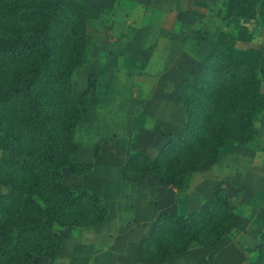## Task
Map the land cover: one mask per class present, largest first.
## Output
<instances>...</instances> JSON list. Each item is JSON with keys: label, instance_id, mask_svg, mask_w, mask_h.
Here are the masks:
<instances>
[{"label": "trees", "instance_id": "16d2710c", "mask_svg": "<svg viewBox=\"0 0 264 264\" xmlns=\"http://www.w3.org/2000/svg\"><path fill=\"white\" fill-rule=\"evenodd\" d=\"M219 18L253 20L264 28V0H224ZM110 8L85 0H0V264H33L53 259L61 244L57 226L88 227L107 214L103 199L63 182V170L83 175L89 162L74 159L73 139L80 105L108 92L104 68L88 72L75 99L73 71L94 59L88 22L108 19ZM252 32L239 25L219 30L191 78L182 79L175 97L183 108L179 133L154 156L130 152L120 177L137 182L148 173L183 193L191 175L209 168L227 140L253 141L254 123L264 111L260 50L241 47ZM264 42V31H263ZM237 215L222 182L199 209L162 212L138 253L165 264L191 244L212 247L233 229ZM243 264H264V228Z\"/></svg>", "mask_w": 264, "mask_h": 264}, {"label": "rangeland", "instance_id": "374dc122", "mask_svg": "<svg viewBox=\"0 0 264 264\" xmlns=\"http://www.w3.org/2000/svg\"><path fill=\"white\" fill-rule=\"evenodd\" d=\"M85 1L109 7L110 15L108 19L88 22V31L94 37V61L73 71V95L78 100L88 72L101 64L104 68L105 63L108 68H104L99 87L106 79L110 90L105 95L98 94L92 104L79 107L81 119L73 134L78 150L73 157L91 163V171L75 175L65 168L63 182L101 197L107 214L93 226H57L61 244L56 257H39L33 264H156L137 250L138 241L148 235L155 216L199 209L218 182L225 186L237 212L233 229L216 245L191 244L185 252L170 256L165 264H243L264 228V111L254 123V140L225 141L215 163L193 173L181 194L173 185L148 173L137 182L123 180L120 169L130 152L154 156L181 129L184 112L175 95L161 96L165 92L162 89L156 95L144 88L146 85L157 81L165 84L167 76V81L178 74L183 77L181 70L188 71L184 78L193 77L216 33L234 32L239 25L246 26L253 39L237 45L260 50L264 77V28L246 18L221 20L219 12L225 7L224 0ZM117 41L119 47L132 52L130 57L136 61L133 70L125 65L115 72L116 61L105 60V53ZM178 51H183V58L189 57L188 64L179 65L182 58L177 57ZM261 88L264 91V81ZM7 190V186L0 185V193Z\"/></svg>", "mask_w": 264, "mask_h": 264}, {"label": "crops", "instance_id": "0c3cea01", "mask_svg": "<svg viewBox=\"0 0 264 264\" xmlns=\"http://www.w3.org/2000/svg\"><path fill=\"white\" fill-rule=\"evenodd\" d=\"M113 18H114V15L112 16ZM174 21H178V20H174ZM126 26V25H125ZM115 45H117V48L115 47ZM115 45L113 46L114 48H109L108 49V51L105 53V60H107V58H109L111 61L112 60H114V61H116L115 62V72H120V70L126 65V67L128 66V67H130V69L131 70H133L134 69V67H135V62L136 61H134V59L132 58V57H130V55H132V52H130L129 50H126V49H124V48H122V47H119V46H121V44L119 43L118 44V41L115 43ZM112 47V46H111ZM183 48H184V46H183ZM124 49V50H123ZM113 50H116V52H115V54H113L112 56H108L109 55V52H112L113 53ZM116 56V57H115ZM183 56H184V53H183V51H178V53H177V57L179 58H182V61H181V63H179V65L181 64L182 66H184L185 64H188L189 63V57H185V58H183ZM130 58V60H128ZM107 63H108V61H107ZM114 65H112V67H113ZM104 68H105V71H107V68L108 67H106V63H105V65H104ZM137 70L138 71H142L140 68H137ZM188 70V69H187ZM181 72H183V77H182V75L181 74H178V75H176V76H173V79L172 80H170V81H167L168 80V76H167V79H165V84H162L160 81H157V82H154V84H149V85H146L144 88H146V89H149V90H151V91H153L156 95H158V94H160L159 92H158V90L159 89H162V90H164L165 92L164 93H162L161 92V96H167L168 94H171V96H172V94L173 95H175V90H176V87H177V85L179 84V82L184 78V74L186 73V72H188V71H183V70H181ZM185 72V73H184ZM186 76H189V75H186ZM174 79H176L175 81H174ZM158 82H160V85L162 84V87H160L159 86V83ZM149 83H151V82H149ZM175 85V87H173ZM171 90V92H170V90ZM108 90H110V88L108 89ZM150 91V93H152ZM110 92V91H109ZM106 94V93H105ZM105 94H103V95H105ZM151 95V94H150ZM176 98V97H175ZM151 105H152V103H151ZM150 105V108H149V111H151V109H152V106ZM217 160V159H216ZM215 163V162H214Z\"/></svg>", "mask_w": 264, "mask_h": 264}]
</instances>
